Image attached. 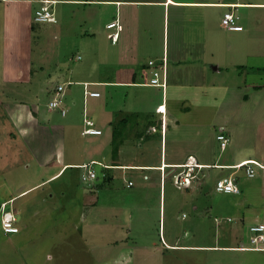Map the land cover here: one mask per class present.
<instances>
[{
  "label": "crops",
  "instance_id": "1",
  "mask_svg": "<svg viewBox=\"0 0 264 264\" xmlns=\"http://www.w3.org/2000/svg\"><path fill=\"white\" fill-rule=\"evenodd\" d=\"M235 2L242 4L235 10L240 16L242 30L227 32L240 33L239 36L216 33V27L224 30L221 19L228 9L223 5ZM42 6L48 7L54 22L34 20L35 11ZM214 9H227L220 23ZM112 23L115 26L108 28ZM0 29L3 41L0 47L3 68L0 87L3 92L5 89H14L15 92L23 84L30 83L33 77L37 78L33 69L35 74L48 70L46 65L43 66L42 58L38 59L41 62L33 63V45L34 49H40L43 43L47 45L52 39L58 42L59 36L63 38L61 35H66L65 29L75 30L78 37L70 49L67 42L66 50L63 49L64 44L58 42L62 56L58 48L55 58L50 60L54 67L44 74L43 82L37 83L34 93L35 96L48 94L52 101L55 89L62 87L59 102L65 115L61 116L59 111L51 110L47 105L45 121L48 123L45 124V121H39L37 103L31 107L20 103L19 108L7 110L9 122L18 130L13 135H19V138L11 139L18 140L21 146L14 149L2 146L5 151L0 150V156H4L0 157V188L8 184L6 172L14 180H19L22 173L21 170L16 172V167L31 171L27 181L16 182L17 187L12 191L3 189L6 192L0 198V209L12 204L10 210L16 219V234L27 229L23 222L19 225V217L23 220L27 211L21 199L40 190L43 198L38 203L45 202L44 198L53 200L57 192L65 194L66 186L60 184L59 188L52 189L49 185L68 170H80L83 183L82 174L89 169L96 175L94 180L83 183L89 187L84 191L89 193L96 186L101 188V175L108 172L112 181L104 187L117 186L118 182L132 191L136 185L133 175L140 177L142 183L149 184L152 180L153 189L158 187L157 211L158 216L163 213L164 227L167 222L163 211L166 200H174L178 207L190 208V217L186 215L187 218L183 219L181 215L185 217V213L180 212L179 220L182 222L195 220L198 223L206 214L211 215L209 222L214 244L174 243V246L167 247L197 252L250 253L257 258L253 259L257 260L253 264H264V241L256 245L249 242L252 235H256L250 228L264 227V0H0ZM114 34H117L115 42L112 41ZM55 46L58 47L57 44ZM244 54L246 61L252 63L248 68L240 63L245 61L240 60ZM151 61L153 66L148 65ZM77 62L80 69L75 72L71 64ZM154 69L160 72L165 88L149 85ZM249 75L253 81L247 82L246 76ZM245 88L249 93L243 96L244 103L239 96L242 104H234L235 96H231L233 101L229 106L232 111L224 107L228 104L226 96L229 91L240 95ZM86 92H97L99 96L89 97ZM245 104L248 105L247 112L242 110ZM218 110L220 115H217ZM125 117L133 118L120 133V138L134 140L148 138L151 134L159 136L160 158L157 163L123 164L114 163L112 159L106 162L107 154L113 155V125ZM84 121L92 122L100 134L83 135ZM72 127L77 130L73 134ZM248 134L252 138H248ZM218 135L227 139L224 149L216 140ZM251 139L253 145L249 144ZM75 143H79L84 152L71 159L66 148L70 146L75 150ZM170 143L175 147L167 151ZM193 143H196L193 147L189 146ZM132 144L135 151L137 142ZM26 150L31 154L21 161V152ZM188 161L200 168L195 170L196 180L186 189H178L172 176L163 178L160 175L161 168H167L166 173L172 169L176 171L190 164ZM241 164H248L254 170L252 177L246 175L244 168L238 167ZM93 166L99 169L95 171ZM8 167L10 169L4 171ZM149 171L153 172L152 175L148 174ZM204 172L214 174L215 180L232 177L239 193L224 195L216 192L213 185L198 184L199 177L205 176ZM246 179H254L250 187L244 183ZM167 180L169 183L173 180L170 187L181 191L180 199L170 192L169 197H165L163 182ZM128 182H133L129 188ZM45 191L49 193L44 194ZM243 191H252L254 194L250 196L253 194V198L241 197ZM212 193L226 198L199 211L197 197ZM87 198L85 208L96 207V200L90 198L87 201ZM214 206L222 207L219 212L227 215L222 217L221 223L220 219L212 218ZM36 214L30 216L35 217ZM178 217L173 215L172 220L180 224ZM135 218L142 224L139 229L144 230V238L148 239L150 236L146 234L154 232L149 224L150 217L140 214ZM79 220L84 223L85 218L79 217ZM122 229L126 236L134 230L128 224ZM220 229L226 233L227 243L217 240ZM259 234L264 236V229ZM142 246V254L148 255V248ZM130 256L124 261L131 260Z\"/></svg>",
  "mask_w": 264,
  "mask_h": 264
},
{
  "label": "rangeland",
  "instance_id": "2",
  "mask_svg": "<svg viewBox=\"0 0 264 264\" xmlns=\"http://www.w3.org/2000/svg\"><path fill=\"white\" fill-rule=\"evenodd\" d=\"M226 1L232 2L233 0H226ZM225 10L214 9V11L217 13L215 17L217 18V16H219L217 22L220 23L221 16ZM250 28L252 31L253 30L252 23L250 25ZM65 31L67 32L66 33L67 36L62 34L61 36L64 37L61 38L59 36L58 38L59 40L58 42L59 43L62 42L64 44L63 45L64 50H66V45L69 44V49H70V46H73L75 41H78V37H76L75 35V30L71 32L65 29L64 32ZM215 31L216 33L222 35L231 34L229 36L232 35L239 36L240 34V33L227 32L225 28L223 30L221 27H219V29H217L216 27ZM58 42L53 39L47 45L46 43L41 42L39 46H41L43 43V47H41L40 49H34V45H33V50H32L33 63L35 64L37 63V61L41 62V60L38 59L42 58L43 66L46 65L48 70L53 68L55 64L50 63L51 62L50 60L55 58L56 56V52L60 45ZM65 42H67L68 44H65ZM2 43L3 41L1 39V29H0V47L2 46ZM55 44H57L58 47H56ZM59 50H60L59 53L62 56L61 48H59ZM217 50H219V48ZM1 54H2V50L0 49V56ZM245 54L240 59V60L244 59L245 61L240 63H243L244 68H248V65H252V63L250 64L246 61L247 57ZM63 57H66V55H63ZM218 59H220V57ZM78 63L79 62L71 64L72 67L71 69L75 72L80 69L79 68L80 65ZM34 64H32L33 68H34ZM1 65H2V59L0 58V81L2 78L1 71L3 70ZM48 70L46 72H49ZM46 72L43 71L41 73L35 74L33 69V75H36L37 78L33 77L30 83L23 84L15 92L14 89H11V91L10 89H5V92H3L0 87V150L2 151L4 150L2 149V146L4 145L9 148L12 147L11 149H14L15 146L18 147L20 145L18 140L16 141L14 139L13 140L11 139V138H19V135L18 136L13 135V133H16L15 131L18 130L11 125V123L9 122V117L7 115V110L9 112L10 108L11 109L19 108L18 105H20L21 102L20 100H22L25 103V105L28 107H31L33 103H37L36 105L38 109L37 111H38V118L40 123H42L43 121H45V119H47V115H45L47 113L46 108L47 107L49 108V103L51 102L50 101L51 96L45 93L37 94V96L34 95L37 87L36 86L37 83L38 82L41 83L44 81V74L46 75ZM246 81L247 82L253 81V78L250 75L246 76ZM55 82H52V84L55 85ZM66 90L68 91L69 88L67 87ZM7 93H9V95ZM247 93H249L247 88H245L244 90L242 89L240 95H235V93L229 91V93L226 96V98L228 99V104H225L224 107L232 111V108H230L229 106L233 101V99L230 100L231 96H235V99L233 101L234 104H242V102L244 103L243 96L246 95ZM239 96L243 100L242 102L240 101ZM222 101H224V98H222ZM15 105L17 106L15 107ZM75 107L79 109V112L81 111L78 105H76ZM60 108L61 106L57 107L56 109H60ZM247 108L248 105L245 104V107H243L242 110H245L247 112ZM29 109L31 112L33 111L32 108ZM80 114L82 115L81 112ZM217 115H220V111L219 113H217ZM44 123L46 124L48 122L45 121ZM71 130H72V134L73 131H77L76 129L73 130V127L71 128ZM248 138H252L250 134H248ZM158 140H159V136L152 134L149 135L148 138H135L134 140L133 139L127 140L124 142L122 146H120L117 149V151L114 153L112 157L110 153L107 154V157H105L106 162H110V159H112L111 161H113L114 163L117 162L123 164L157 163L160 158ZM136 142H137L136 149L134 151L133 149L134 147H132L133 145L132 143H136ZM253 143L254 142L252 141L249 144L253 145ZM194 144L196 143L190 144L189 146L193 147ZM74 145L76 147L75 150H73L72 147L70 146L69 147L67 146L66 148V152L71 159L75 155H79L81 152L82 153L84 152L82 147H79V143H75ZM252 145L250 146L251 148H253ZM174 147L175 145H172L171 143L167 144V151H170V149L172 148L174 149ZM177 148L180 149L179 147ZM30 154H31L30 150L21 152V156H20L21 161L25 156H29ZM0 157H4V156H0ZM190 165L195 166V163L192 164V162H190ZM93 168L95 169V171L99 169V167L97 166H93ZM8 169H10V167L6 168L4 171H7ZM15 169L17 170L16 172L21 170L22 174L18 177L19 180L17 179L14 180L13 176L9 172H6L7 174L5 175V178H7L8 184L0 188V198L3 197L2 193L5 194L6 192L3 189H9L10 191H12L17 187L16 182L18 183V181H23V180L27 181L30 178L31 171L29 169L27 170L21 167H16ZM161 169L162 171H160L161 172L160 175L163 178L166 177L168 178L169 176H172L174 178V182L172 180L171 181L175 183V185H179L181 189L189 187V185L196 180L195 177H197L195 172L194 178L190 179L188 185L186 186L181 183V179L184 176V173L187 172L186 168H181L176 171L171 168L172 169L171 172L168 173H166L167 168H165V170L164 168ZM178 172L182 173V175L178 176L179 174ZM213 172L217 173V171H213ZM152 173L153 172L149 171L148 174L152 175ZM84 174L86 175V173ZM84 174H82V176ZM213 175L214 174L211 173L209 174L205 173V176L203 177L198 176L199 181L197 183L198 184L201 183L203 184V186H205L206 184H208L209 186L213 185L214 188L216 181L219 179L215 180V176ZM133 178L135 179L136 185L132 191L130 189H126L123 185H120V183L117 182L118 187L113 184L111 186L98 189L96 186L95 188L91 189L89 193L84 191L89 188L86 187L87 184H83L84 182L82 181L83 183H81L80 181V170H68L61 176L59 180L49 185V188L52 189L59 188L60 184L65 185L66 188L64 190L65 192L64 195H61V193L57 192L58 194L55 196L53 200L49 198H44L46 199L44 200L45 202L40 204L38 203V200L40 201L43 197H42V193H40L41 191L38 190L33 193H30L28 196L20 200L21 203L23 204L25 203L27 211L25 213V217L23 220L21 219V216L19 217L20 220L19 225L21 226V222H23V225L24 226L26 225L27 229L23 233H19V234L15 233L13 235H6L2 232L1 220L4 217L11 219L14 218L13 221L14 226L16 219L13 211L10 210L12 204L1 208L0 209V264H251V263L253 264V261H257V260H253V259H257L256 256H254L255 254H250V253H225V252L214 253V252H201V251L197 252L194 250H177V249L175 250L171 247L170 248L167 247L168 245L174 246L173 245L174 243L181 245L184 244L197 245L198 243H202L206 245L214 244L213 235L211 233L212 230L210 229V222H209L211 219L210 218L211 215L207 216L206 214L205 217H203L201 220H198V223L195 220H191V222L190 220H186L182 222V220H179L180 212L184 211L185 217L181 215V218L185 219L187 218L186 215H189L190 217L192 211L190 210L189 207H184V206L178 207L176 203L174 204L173 197H171L170 199H172L173 202L171 201L169 202L166 200L164 209L162 206L163 211H165L164 216L167 219V222H165V227H164L163 213L160 212L158 216L159 208L156 202L158 187L156 190L153 189V187L150 184L152 180L148 184L147 182L142 183L140 181V177H136V175H133ZM253 182L254 179H246L244 181V183H247L246 184L247 187H250ZM163 183L165 185V187L163 186V191L165 190L166 198L169 197L168 193L170 192L171 194L174 195V197L180 199L179 192L181 193V191L174 189L175 187L174 188L170 187L171 183H169V180ZM169 190H172L173 192ZM17 191L18 190L12 193H16ZM48 193H49L48 191L44 192V194H48ZM251 193L253 192L243 191L241 197L244 196L245 199L247 198L252 199L254 193L250 196ZM87 196L89 197L87 198ZM221 196L222 195L220 194H214V193H212V195L210 196H206V194H202L200 195V197L199 196L197 197L198 203L196 207L199 209V211H202L206 206H212V204L213 205L218 204L223 199L226 198V196H222V197ZM85 198H87V201L90 200V198L93 201L96 200L95 203L96 207L86 209L85 207H87V205H85ZM151 202H152L151 204L152 206L148 207ZM221 208L222 207L214 206L212 209L213 212L211 213L212 218L216 217L217 220L220 219L219 220L220 223L222 217L225 218L227 217V215H224L221 212H219ZM34 213H37L36 214L37 216L35 217L30 216ZM140 214H143L144 216L145 214H147L150 217L149 224L151 227L154 228V232L150 231L149 234L145 233L146 235L150 236L148 239L144 238V230L141 231V229H139L140 225L142 224L138 223L136 221L137 218H135L137 217V215ZM173 215H175V217L179 216L178 220L180 224L177 223V221L172 220ZM79 217H83V219L85 218L84 223L83 221L79 220ZM231 218L235 219V216H232ZM127 224L128 227L133 226L134 230L133 232H131V234H128L126 236L125 230L122 229V227H125ZM163 230H164V234L162 235ZM253 238L254 236L252 235V237L249 240L250 243H252L251 240ZM217 240L222 243H227L228 241L226 238V233H223L221 229H220L219 238ZM258 243H254V245ZM142 245L148 248L147 249L149 251L148 255L142 254L141 252V247H143ZM232 245L236 246L237 244H232ZM251 249L255 250L258 248H251ZM129 256L131 257V260L124 261L125 258ZM262 256H260V259L262 258Z\"/></svg>",
  "mask_w": 264,
  "mask_h": 264
},
{
  "label": "built area",
  "instance_id": "3",
  "mask_svg": "<svg viewBox=\"0 0 264 264\" xmlns=\"http://www.w3.org/2000/svg\"><path fill=\"white\" fill-rule=\"evenodd\" d=\"M238 1V0H237ZM224 8H227L228 11L224 13L222 19H221V25L223 28H225L228 31H241L242 27L238 23V16L235 13V9L242 7V4H239L238 2L235 3H230V4H225L223 5ZM34 20L37 22H53L54 18L52 13L48 11L47 6H42L40 9L36 10L34 13ZM115 26L114 23L109 24L108 28H113ZM117 39V34L112 35V41L115 42ZM149 66H153L154 63L151 61L148 63ZM161 74L157 70H152L151 71V77L149 79V85L154 86V87H159V88H165V83L164 80H161L160 78ZM62 87H57L54 91V98L53 100L49 103V108L51 110H59L61 116L65 115V110L60 108L56 109L57 107H60V96L62 95ZM86 95L89 97H98L99 93L97 92H86ZM85 123V129L83 131V135H92V134H100V131L97 129L93 128V124L90 121H84ZM217 142H219L220 148L224 149L226 144H227V139L224 138L222 135H218L216 137ZM252 165H257V163H253ZM243 164L239 165L238 167H242ZM182 168H186L187 172L184 173V176L181 179V183L183 185H188L189 180L194 178V173H195V168H200L196 167L193 165H190L189 163L184 165ZM254 174V170L249 167V165H246V175L248 177H252ZM182 175V173H179L178 176ZM95 177V173L92 170L87 169L86 170V175L84 174L82 176V181L88 182L89 180L93 179ZM179 180V178H178ZM179 183V182H177ZM131 186V182L127 184V187ZM215 191L221 194L225 195H237L239 193L238 187L235 185V181L232 177H227V178H220L219 180L216 181ZM7 215V214H5ZM14 218H7L4 217L1 220V229L2 232L6 235H11L15 234L18 232V228L13 225ZM264 227L263 226H256V227H251L250 231L256 235L254 238L251 240V242L258 243L264 241V236L262 234H259V232L263 231Z\"/></svg>",
  "mask_w": 264,
  "mask_h": 264
},
{
  "label": "trees",
  "instance_id": "4",
  "mask_svg": "<svg viewBox=\"0 0 264 264\" xmlns=\"http://www.w3.org/2000/svg\"><path fill=\"white\" fill-rule=\"evenodd\" d=\"M239 8H237V9H235V10H238ZM236 12H238V11H235V13ZM237 14V13H236ZM237 16H238V14H237ZM238 23H239V21H240V16H238ZM21 102V104H23V105H25V103L22 101V100H20ZM133 117H135V116H133ZM133 117H130L129 119L127 118V117H125L124 119H122V121L121 122H117V123H115L114 125H113V134H114V138H112V140H111V147H112V154L114 155V153L117 151V149L121 146V145H123V142H125V140H127V138H120V133L124 130V127L127 125V123L129 122V120L131 119V118H133ZM112 155V156H113ZM241 168H244V170H245V172H246V167L245 166H243V167H241ZM196 170V169H195ZM96 178V175H95V177L93 178V179H91V180H94ZM101 180H102V183H101V185H100V187L102 188V187H104L106 184H108L110 181H112V175L111 174H109V172L108 173H104V174H102L101 175ZM90 181V180H89ZM173 181V180H172ZM129 183V182H128ZM127 183V184H128ZM133 185V182H131V186ZM130 186V187H131ZM179 189H181V187L179 186V185H176ZM127 188H129V187H127ZM187 188V187H186ZM186 188H184V189H186Z\"/></svg>",
  "mask_w": 264,
  "mask_h": 264
},
{
  "label": "clouds",
  "instance_id": "5",
  "mask_svg": "<svg viewBox=\"0 0 264 264\" xmlns=\"http://www.w3.org/2000/svg\"><path fill=\"white\" fill-rule=\"evenodd\" d=\"M246 165H248V164H243V166H246ZM195 169H197V168H195Z\"/></svg>",
  "mask_w": 264,
  "mask_h": 264
},
{
  "label": "bare ground",
  "instance_id": "6",
  "mask_svg": "<svg viewBox=\"0 0 264 264\" xmlns=\"http://www.w3.org/2000/svg\"><path fill=\"white\" fill-rule=\"evenodd\" d=\"M191 161V160H190ZM194 163V162H193Z\"/></svg>",
  "mask_w": 264,
  "mask_h": 264
}]
</instances>
